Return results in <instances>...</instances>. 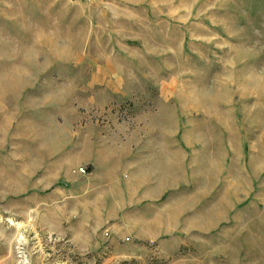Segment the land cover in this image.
<instances>
[{
    "label": "rangeland",
    "instance_id": "rangeland-1",
    "mask_svg": "<svg viewBox=\"0 0 264 264\" xmlns=\"http://www.w3.org/2000/svg\"><path fill=\"white\" fill-rule=\"evenodd\" d=\"M0 264H264V0H0Z\"/></svg>",
    "mask_w": 264,
    "mask_h": 264
},
{
    "label": "built area",
    "instance_id": "built-area-1",
    "mask_svg": "<svg viewBox=\"0 0 264 264\" xmlns=\"http://www.w3.org/2000/svg\"><path fill=\"white\" fill-rule=\"evenodd\" d=\"M82 171H84V170L82 169Z\"/></svg>",
    "mask_w": 264,
    "mask_h": 264
}]
</instances>
